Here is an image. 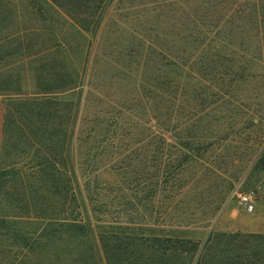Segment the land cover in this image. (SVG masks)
<instances>
[{"label":"trees","instance_id":"trees-1","mask_svg":"<svg viewBox=\"0 0 264 264\" xmlns=\"http://www.w3.org/2000/svg\"><path fill=\"white\" fill-rule=\"evenodd\" d=\"M42 1L79 38L72 45L51 34V48H38L29 65L21 44L16 64L0 52V264H173L177 254V264H204L188 258L196 243L186 232L165 231L163 187L186 181L188 160L211 146L218 122L210 119L242 110L262 124L264 1ZM109 91L124 104L86 121L84 110L106 103ZM260 135L252 160L264 168ZM107 163L120 177L116 190L100 178ZM135 163L149 170L148 192L126 183ZM146 227L149 241L129 233ZM212 237L223 248L215 264H264V236Z\"/></svg>","mask_w":264,"mask_h":264},{"label":"rangeland","instance_id":"rangeland-1","mask_svg":"<svg viewBox=\"0 0 264 264\" xmlns=\"http://www.w3.org/2000/svg\"><path fill=\"white\" fill-rule=\"evenodd\" d=\"M42 2V0H0V52L4 51V55L13 53L7 62L14 64L18 62V55L14 51L17 45L21 44L22 57L25 58L24 64L29 65V59L36 54L38 48L40 50L51 48L53 39L51 34H62L72 45L78 42L79 35L66 24L64 18L58 16L56 11L53 12ZM53 7L56 8L54 5ZM70 9L76 10L72 7ZM74 19L79 23V17ZM37 29L40 30V33L36 32L39 35L38 38L34 34ZM21 61L22 58L19 59V62ZM17 67L19 68L18 65ZM25 69L27 72L24 76L29 79V67ZM108 95L109 97L104 100L106 103L95 105L98 107L95 109L90 106L84 110L82 117H86V121L96 119L93 114L100 111L98 119H109L107 114L112 111V107L117 109L118 105L124 104V100L116 98V96L122 97L120 93L109 91ZM222 107L220 106L219 109ZM252 107L251 110L254 109ZM5 112V107L1 105L0 153L3 144L2 125ZM240 112L242 110L237 113L236 119H210L218 122V126L215 125L214 130L208 135L213 143L205 152L188 160L189 165L185 171L187 180L179 179L178 185L167 183L166 186H162L167 191L162 198L166 197L168 199L166 202L171 203L165 231H184L186 234L183 238L192 239L196 243L191 250L192 254L188 257L190 259L192 255L195 256L194 263L201 255L204 264H215L221 258L223 248L220 240H214L212 236L216 238L224 234L264 236V168L255 165L257 158L252 160L256 150L262 146V142L259 141L262 137L260 133L264 132V119L259 125L261 119H243L240 117ZM252 122L255 126H252ZM87 128L89 125L85 127ZM163 136L170 146L175 144L171 133H163ZM141 157L148 165L147 161L151 158V154H143ZM170 157L178 159L180 156L176 154ZM110 168L111 164H105L103 171L100 172V178L116 190L121 182L120 177H117ZM135 168L136 170L131 169V173L125 176L129 179L126 182L127 185L134 186L140 182L142 189L148 192L149 170L139 168L137 163ZM236 191L254 196L253 212H249L246 207L239 204L234 197ZM129 195L134 193L129 192ZM161 217L164 216L161 215ZM182 219L189 220L190 225L182 224L178 228L179 220ZM157 221L158 218L150 213L146 223L153 228L152 225H155ZM147 228L134 229L135 231H129V233L135 235L138 240L149 241L153 235L146 232ZM211 237L213 243L209 250H205V244ZM142 247L138 248V252H144L148 248ZM178 262H180L178 254L173 255L172 263ZM98 264H105V262L101 261Z\"/></svg>","mask_w":264,"mask_h":264},{"label":"built area","instance_id":"built-area-1","mask_svg":"<svg viewBox=\"0 0 264 264\" xmlns=\"http://www.w3.org/2000/svg\"><path fill=\"white\" fill-rule=\"evenodd\" d=\"M234 197L238 200L239 204L246 207L249 212L254 210V196L252 194H245L236 191Z\"/></svg>","mask_w":264,"mask_h":264}]
</instances>
